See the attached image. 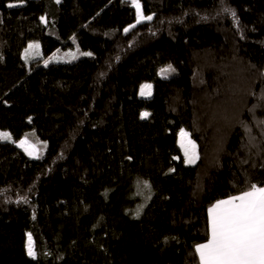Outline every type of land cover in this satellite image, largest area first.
Returning a JSON list of instances; mask_svg holds the SVG:
<instances>
[{
  "label": "trees",
  "instance_id": "trees-1",
  "mask_svg": "<svg viewBox=\"0 0 264 264\" xmlns=\"http://www.w3.org/2000/svg\"><path fill=\"white\" fill-rule=\"evenodd\" d=\"M137 2L0 0V264H199L209 207L264 187V0Z\"/></svg>",
  "mask_w": 264,
  "mask_h": 264
},
{
  "label": "snow or ice",
  "instance_id": "snow-or-ice-1",
  "mask_svg": "<svg viewBox=\"0 0 264 264\" xmlns=\"http://www.w3.org/2000/svg\"><path fill=\"white\" fill-rule=\"evenodd\" d=\"M133 3L137 8V23L142 19H152L151 16H142L137 0H133ZM11 6L13 5H9ZM225 11L231 10L225 9ZM231 15L233 18L236 17L234 11H231ZM33 48H39V45H29V49L25 50V59L28 58L29 50ZM173 71L175 69L168 65L167 68L161 69V74L165 75ZM144 88L150 90L151 85L143 86L141 95L145 94ZM187 135L186 132L181 131V147L184 149L186 162L194 163L198 159L196 145L191 140L187 144L183 142V137ZM11 139L9 133L0 132V140ZM27 143V140H22L20 146ZM35 151L33 147L28 154L33 155ZM209 226L210 234L207 242L196 246L199 264H264V187L253 184L239 195L217 201L209 209ZM28 255L35 256L30 235Z\"/></svg>",
  "mask_w": 264,
  "mask_h": 264
},
{
  "label": "rangeland",
  "instance_id": "rangeland-1",
  "mask_svg": "<svg viewBox=\"0 0 264 264\" xmlns=\"http://www.w3.org/2000/svg\"><path fill=\"white\" fill-rule=\"evenodd\" d=\"M132 5L134 6V3H132ZM134 7H135V6H134ZM135 9H136V17H135V20H134L132 23H130L129 25H127L126 28H129V27L133 26V25L137 22V8L135 7ZM139 11H140V13L142 14L143 17L151 16V15H148V14H147V15H144V14L141 12V9H139ZM142 20H146V19H142ZM37 44H38V43H35V42H29V43L27 44V46H26V49H29V45H37ZM38 45H39V44H38ZM26 49H25V50H26ZM36 49H38V48L30 49V50H29V54H30L31 56L34 55V54H36ZM25 50H24L23 53H22V57H25ZM83 53L85 54V53H88V52H83ZM60 60L67 61L68 59H66L65 57L61 56V57H60ZM172 68H173V67H172ZM175 73H176V71H173V72H169V73H167V74H165V75H162V74H161V69L158 70V76H160V77H169V76L174 75ZM145 85H151V88H150V90L147 89V88H144V92H145V94H144V95H141L142 88H143V86H145ZM149 91H150V94H148ZM137 94H138L139 97H142V98H148V97H150L151 94H152V84H151V82H147V81L142 82V83L139 85V88H138V92H137ZM145 113H146L145 111H142V112H141V115H142V114H145ZM181 131H182V129L179 130V132H178V135H177V141H178V144H179V146H180V148H181V151H182V153H183V155H184V149L181 147V143H182ZM0 132H7V133H9V131H7V130H2V129H0ZM9 134H10V133H9ZM22 140H27V139H25V138L19 139L18 141L15 142V144H16L17 146H19L21 149H23L27 154L29 153V151H32V148L34 147V148L36 149V151H35V153H34L33 155H30V156H32V157H37V156H38V157H41V156L43 155L44 150L46 149V142H45V141H42V140H40V139L27 140V141H28L27 144H25L24 146H20V142H21ZM189 140H191V139L189 138L188 135L185 136V137H183V142H184L185 144H187V142H188ZM1 141H4V140H1ZM5 141H7V140H5ZM10 141H12V139H11ZM191 141H192V140H191ZM26 149H27V150H26ZM195 151H196V150H195ZM28 155H29V154H28ZM178 158L180 159V157H178ZM176 159H177V158H176ZM184 161L186 162V157H185V155H184ZM186 163H187V162H186ZM28 243H29V237H27V251H28Z\"/></svg>",
  "mask_w": 264,
  "mask_h": 264
},
{
  "label": "crops",
  "instance_id": "crops-1",
  "mask_svg": "<svg viewBox=\"0 0 264 264\" xmlns=\"http://www.w3.org/2000/svg\"><path fill=\"white\" fill-rule=\"evenodd\" d=\"M238 195H239V194H238ZM234 196H235V195H234ZM227 198H229V197H227ZM227 198H224V199H227ZM224 199H220V200H224ZM218 201H219V200H218ZM216 202H217V201H216ZM216 202H215V203H216ZM215 203H214V204H215ZM214 204H213V205H214ZM213 205H211V206L209 207V209H210ZM209 209H208V211H207V213H208V220H209ZM209 234H210V226H209ZM206 242H207V241H206ZM206 242H204V243H206ZM204 243H200V244H198V245H201V244H204ZM197 255H198V257H199V254H198V253H197Z\"/></svg>",
  "mask_w": 264,
  "mask_h": 264
}]
</instances>
